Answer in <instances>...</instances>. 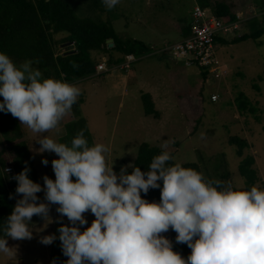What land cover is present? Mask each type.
Here are the masks:
<instances>
[{
  "label": "clouds",
  "instance_id": "9594fccd",
  "mask_svg": "<svg viewBox=\"0 0 264 264\" xmlns=\"http://www.w3.org/2000/svg\"><path fill=\"white\" fill-rule=\"evenodd\" d=\"M101 2L110 11L120 0ZM80 95L76 84L45 78L33 61L17 65L0 52V112L10 113L32 132L56 129ZM37 143L39 154L59 157L51 161L55 180L45 175L41 186L29 178L28 167L14 177L15 193L22 198L0 225V254H14L10 239H33L34 216L52 223L50 206L58 205L57 213L71 226L59 227L58 237L48 235L40 242L51 245L59 239L68 257L65 264H264V188L240 189L206 179L175 162L167 151L171 141L164 142L147 171L130 164L119 173L107 162L110 147L90 145L83 130L70 144L48 136ZM150 189H160L159 202L143 198ZM41 192L46 203H38ZM89 212L95 219L81 231ZM56 222L62 224V219ZM170 229L177 233L176 243L191 249L186 258L162 235Z\"/></svg>",
  "mask_w": 264,
  "mask_h": 264
},
{
  "label": "rangeland",
  "instance_id": "374dc122",
  "mask_svg": "<svg viewBox=\"0 0 264 264\" xmlns=\"http://www.w3.org/2000/svg\"><path fill=\"white\" fill-rule=\"evenodd\" d=\"M217 2L234 4L237 10H243L247 16H253L250 10L257 8L255 3L264 6V0H212V4ZM69 3L78 17L98 24H110L119 38L135 39L146 44L161 40H182V36L175 33L174 25L193 22L194 9L198 4L197 0H120L109 11L101 0H79L78 4L75 0H69ZM261 23L264 24V16L254 21L256 30L262 27ZM251 31L252 28L248 32ZM240 33L237 32L236 37ZM66 37V33L54 34L57 41ZM62 48L58 46V52ZM216 51L219 70L223 75L220 79L216 78L213 69L208 71L209 76L204 79L203 70L188 67L185 62H175L172 66L166 60L159 66L157 58L141 57L142 60L134 63L130 71L129 95L126 97L108 96L107 77L95 76L78 82L81 95L77 100L80 103L77 113L72 107L60 125L48 133H34L24 126L41 186L45 175L55 180L51 161L59 157L55 153L39 154L41 146L37 140L48 136L57 142L67 141L70 144L74 134H70L66 127L72 121L82 122L78 126L89 131L91 140H87L90 145L103 143L110 147L107 162L110 167L114 166L117 173L124 166H134L141 145L150 144L162 149L165 141H171L167 151L174 155L175 162L182 166L198 164L208 180H222L221 177L229 172L230 176L224 182L240 189L247 186L239 170L242 158L238 157L236 147L229 144V139L233 136L246 139L250 147L244 157H255L254 168L260 179L258 186L264 188V81L261 80L264 77V35L257 41L251 39L239 44L219 43ZM92 55L95 62L98 59L109 61L106 54L94 52ZM152 65L151 71H148ZM33 67L43 74L38 65L33 64ZM154 89L159 92L157 111L163 115L161 120L147 117L142 102L143 94H148L145 91ZM239 93H244L258 108L260 122L251 114H240L236 106ZM214 95L219 96L218 102H213ZM2 99L0 97V101ZM201 133L204 138H201ZM44 159L49 161L47 166L42 164ZM37 195L40 197L38 203L47 202L44 200V192ZM21 198H14L15 205ZM50 207L53 222L34 216V225L30 226L33 239H10L8 246L15 248V252L12 256L0 254V264H52L53 260L56 264H65L68 257L63 255L59 239L51 245L40 242L48 235L55 234L58 237L59 227L71 226L67 217L61 218L57 213L58 205ZM85 218L88 225L82 227L81 231L90 227L95 219L90 212L85 213ZM61 219L62 224L56 222ZM162 235L172 241L170 230Z\"/></svg>",
  "mask_w": 264,
  "mask_h": 264
},
{
  "label": "trees",
  "instance_id": "16d2710c",
  "mask_svg": "<svg viewBox=\"0 0 264 264\" xmlns=\"http://www.w3.org/2000/svg\"><path fill=\"white\" fill-rule=\"evenodd\" d=\"M75 3L78 4L79 0H75ZM197 3L203 9L212 10L219 19H228L230 22L238 20L234 4L217 2L212 5L211 0H197ZM259 20L251 22V33L229 44L260 39L264 35V24L261 23L262 27L258 30L253 24L254 21ZM58 33H66L68 37L57 41L54 34ZM189 37L190 35L187 38ZM111 39L114 40L115 46L113 48H110V45L104 47ZM215 43L217 45V38ZM58 46L64 47L65 53L59 54ZM155 51L156 48L142 41L119 38L110 24H98L78 17L71 9L69 0H0V52L6 53L17 65L27 60L33 61V64L38 65L43 71L45 78L63 79L75 84L95 77L97 66L103 61L98 59L95 62L92 57L94 52L106 54L109 57L108 62L113 67L122 64L128 55L133 54L139 58L148 57L152 56ZM202 76L207 79L208 70H203ZM100 77L104 78L105 75ZM261 80L264 81V77ZM142 102L147 116L155 119L161 118L150 94H144ZM79 106V102L73 105L75 113ZM236 106L241 115L251 114L255 116L257 122H260L257 116L258 108L244 93H239L237 96ZM78 123L82 124V122L71 123L66 127L70 134H74L71 139L82 129L85 137L91 140L89 131L78 126ZM229 144L236 147L238 157L242 158L239 170L247 182L245 189H250L252 186L259 187L260 179L254 168L255 157H244L245 151L250 147L248 141L233 136L230 137ZM0 147V225H2L12 213L15 206L14 198L22 196L16 195L17 181L10 182L5 175V169L13 165L18 175L25 167H28L30 168V179L41 184V178L33 162L31 148L21 122L10 113L0 112ZM161 152L162 149L150 144L141 145L133 167L138 166L141 171H147L152 158ZM183 166L202 172L200 166L195 163ZM131 172L132 169H129V174ZM229 176V172L224 174L220 181L228 180ZM142 196L147 200L159 202L161 192L160 189H150L146 196L143 193ZM170 231L173 250L186 258L190 255L191 249L186 244L176 243L177 233L171 229Z\"/></svg>",
  "mask_w": 264,
  "mask_h": 264
},
{
  "label": "built area",
  "instance_id": "2783aa9c",
  "mask_svg": "<svg viewBox=\"0 0 264 264\" xmlns=\"http://www.w3.org/2000/svg\"><path fill=\"white\" fill-rule=\"evenodd\" d=\"M243 17L238 15V20L230 22L226 19H219L212 10L203 9L197 5L193 13V25L190 37L182 42L168 44L164 49H156L152 56L168 55L174 60L185 62L188 67H197L201 70H211L216 74V78H222L219 70V59L216 51L215 39L220 33L236 35L241 30V21ZM59 54L65 53V49ZM146 57H143L144 59ZM131 54L125 58V61L117 69L130 72L134 63L142 60ZM116 67H109L108 60H104L97 66V74H109ZM213 102L219 101V96L212 97ZM5 175L10 182H15L14 177L17 172L13 165L5 169Z\"/></svg>",
  "mask_w": 264,
  "mask_h": 264
},
{
  "label": "crops",
  "instance_id": "0c3cea01",
  "mask_svg": "<svg viewBox=\"0 0 264 264\" xmlns=\"http://www.w3.org/2000/svg\"><path fill=\"white\" fill-rule=\"evenodd\" d=\"M197 5H199V4H197ZM255 6L257 8H252V10H250V8H249L250 13L253 16H247V14L245 12H243V10H237L236 9L235 12L237 13V17H238V15H241L243 17V19L241 21V30L238 31L241 33L238 34V37H236V35H229L227 33L222 32L217 36V44H219V43L220 44H229V43H232L235 39L240 38L243 35L249 34L250 32H248V31L251 28L250 27L251 22L253 20H256V19L259 20L264 16V12H263L264 6H258V5H256V3H255ZM226 20H228V19H226ZM192 25H193V22L188 23V24L176 23V25H174L173 29H174L175 33L182 36V40H180L179 42L184 41L190 35V33H191L190 30L192 29ZM179 42H171V40L170 41L169 40H165V41L161 40L159 42L148 43L147 45H149L153 48H156V49H164L168 44H175V43H179ZM156 43H159V44H156ZM148 58H157L159 60L158 61L159 66H162L164 64V61H166V60H168L170 65H172V66H174L175 62H179L177 60L172 59L168 55L148 56L144 59H148ZM167 66H168V69L171 71L172 69L169 67V65H167ZM114 67H116L115 70H113L109 74H105V77H107L106 83H107L108 96L111 98L126 97L129 95V89H128L129 88V82H130V75L129 74H131L132 71L127 72V71L117 69L119 67V65L114 66ZM152 67H153V65L148 69V71H151ZM99 76H101V75L96 73V77H99ZM75 84L77 85V83H75ZM145 92H147L148 94L151 95V97L153 98V101L156 105V109H157L158 108L157 94L159 95L158 90L154 89V90L145 91ZM161 101L164 102V99H161ZM147 117H149V116H147ZM162 118H163V115L161 114V118L157 119V120H161ZM71 122H69V123H71ZM21 126H22V129L24 131H26V129L24 128V125H21ZM32 146H33V144H32ZM31 153H32V151H31Z\"/></svg>",
  "mask_w": 264,
  "mask_h": 264
},
{
  "label": "water",
  "instance_id": "95a60500",
  "mask_svg": "<svg viewBox=\"0 0 264 264\" xmlns=\"http://www.w3.org/2000/svg\"><path fill=\"white\" fill-rule=\"evenodd\" d=\"M107 45H110L109 47L113 48L115 46L114 40L113 39L109 40L108 43L104 47H107Z\"/></svg>",
  "mask_w": 264,
  "mask_h": 264
}]
</instances>
